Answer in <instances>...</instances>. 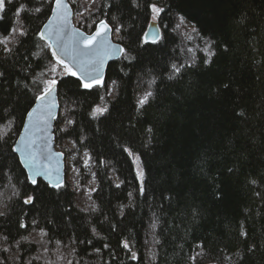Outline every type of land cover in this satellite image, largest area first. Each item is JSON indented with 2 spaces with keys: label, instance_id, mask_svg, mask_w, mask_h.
Here are the masks:
<instances>
[{
  "label": "trees",
  "instance_id": "trees-1",
  "mask_svg": "<svg viewBox=\"0 0 264 264\" xmlns=\"http://www.w3.org/2000/svg\"><path fill=\"white\" fill-rule=\"evenodd\" d=\"M156 1L165 9L157 20L162 39L159 43L145 44L143 48L139 47L140 39L150 19L145 0H137L140 5L138 8L132 7L128 0L97 1V6L101 2L112 4L110 9L105 7L97 13L96 18H109L104 13L116 17L110 22L122 23L123 31L118 33V40L115 41L135 57L134 60H125L122 55L108 64L104 83L107 87H115L116 93L108 102L109 113L105 117L92 120L89 116L90 106L97 104L99 96L106 94L104 88L89 92L80 88L74 77H58L60 83L56 91L59 112L54 122V141L64 153L67 164L79 170L78 179L82 191L89 190L91 182H94L96 191L88 194L89 203L79 201L82 194L74 192L68 180L66 165L67 188L63 190L64 194L52 195V190H46L45 183L40 181L39 189L43 194L35 207L23 205L20 201L11 202L9 217L0 219V231L10 230L16 235L18 220L24 219L31 225V221L35 219L39 222L36 230L30 226L20 232L24 235L31 232V236L35 237L38 229L44 228L53 239L68 242L73 235L80 240L92 238L90 227L96 224L98 231L108 237L114 248L118 237L129 238L134 244L133 250L141 257V260L132 261L123 250L116 248L118 259L115 264H188V256L195 255V245L199 242H203L213 256L220 248L226 247L229 252L234 251L237 244L235 220L241 218L243 208L251 205L254 213H260L254 216L257 238H260V233L264 232V228H261L264 224V208L259 202L252 204L248 199L245 174L264 170V152L248 146L244 158L235 165L239 169L235 175L226 174V167L234 164L235 154L218 153L211 161L210 170L205 169L204 176L196 173L191 162L204 151L219 149L222 144L227 143L234 126L232 108L235 88L245 89V98L248 100L251 99L247 94L249 88L253 92L264 89V83L253 79L254 73L264 72V67H261L264 64V34L258 33L251 45L245 42L243 35L231 36L233 48L229 54H221L208 70L202 65L186 69L182 81L177 83L167 79L171 74L170 65L190 62L189 58L192 56V53L186 51L192 46L183 45L175 29L178 14L182 13L186 21L195 25L205 39L215 37L222 42L233 31L231 18L239 11L240 3L239 0ZM68 2L75 14L76 3L73 4L71 0ZM257 4L259 5V0ZM40 23V20L33 21L32 27ZM194 40L196 43H203L198 37ZM28 46H32V40ZM253 48L256 52H253ZM201 56V53L196 54L197 61ZM253 60L260 61L261 64L254 65ZM47 63V59H43L41 67ZM33 66L35 67V61ZM40 70L38 68L37 72ZM113 80L116 81L115 86L112 85ZM152 80H155L151 87L156 98L146 112L137 113V98ZM229 80L232 81V90H227L220 96L215 95L217 85ZM261 81H264V76ZM35 91L33 88L25 96H20L19 92L14 94L13 99L19 97L20 103L17 116L32 99ZM69 110L76 120L75 130L70 136L56 130L57 125H61V114L68 113ZM138 120H147L156 125L158 139L153 142V147H142L144 138L141 129L146 125L137 123ZM17 124L19 125V120ZM133 124L136 125L134 128ZM4 131L5 129L0 128V135ZM80 138H86L83 144L79 143ZM73 140L77 141L75 146L71 142ZM65 144L68 146H64ZM236 145L237 151H244L241 140L237 139ZM126 147L140 154L145 162L147 191L143 196L138 194V181L132 160L123 150ZM0 152L4 154L0 156V160L7 157V168L14 169L13 176H19L23 180L18 159L11 158L16 155L10 153L7 147L0 149ZM84 152L92 156L88 168L83 166L81 159ZM162 158L171 164L167 172L161 167ZM92 173H96L95 180ZM218 173L221 174L218 176ZM117 183L121 187H115ZM215 184L220 185L223 192L221 200L215 198ZM19 188L21 191L31 190L27 183L19 185ZM161 189L166 193L181 192L182 201L179 204L175 200L171 204L162 202ZM0 191H6L2 185ZM128 193L132 195L129 196ZM93 202L98 209L96 213L81 211L88 209ZM193 204L201 212L200 218L195 221L189 210ZM105 218L106 222L101 227L98 221ZM49 220L54 222L49 223ZM110 224L116 225L115 232L109 227ZM154 238H158L160 243L155 244ZM102 243L93 240L96 247H100ZM36 247L25 245L26 249ZM49 247L53 248L54 245ZM84 249L91 251L92 245L80 244L79 255L75 258L82 257L86 264H103V260L108 259L107 254L103 260L100 257L90 258L84 254ZM62 251L67 255L66 250ZM35 253L36 251L30 252L32 256ZM254 259L256 264H264V252L257 253ZM205 263L217 264V261L206 257L203 261ZM34 264L40 263L34 261Z\"/></svg>",
  "mask_w": 264,
  "mask_h": 264
},
{
  "label": "snow or ice",
  "instance_id": "snow-or-ice-1",
  "mask_svg": "<svg viewBox=\"0 0 264 264\" xmlns=\"http://www.w3.org/2000/svg\"><path fill=\"white\" fill-rule=\"evenodd\" d=\"M132 7L138 8L140 5L137 0H128ZM75 4L76 0H72ZM239 11L231 18L232 29L228 36H225L222 42L217 41L215 37L205 39L200 34V30L193 25L190 34L187 35L189 41H193L198 37L203 42L196 43L194 47L186 49L188 53H192L189 58L190 62L172 63L169 67L170 75L167 79L179 83L183 79L186 69L202 65L205 70L210 69L221 54L227 55L232 51L233 45L231 36L243 35L245 42L249 45L255 40V36L264 34V0H239ZM92 4H97V0H90L88 8L77 5L78 12L75 13L81 17L78 23L81 28L71 26L72 9L68 0H0V128L5 129L3 135H0V149L8 148L10 153L16 156L11 157L17 159L19 164L23 165L20 175L24 176L21 180L19 176H13L14 169H8L5 160H0V185L6 191H0V219H7L10 215V204L13 201H20L23 205L35 207L37 201L43 192L39 189L40 181L38 177L47 179L45 189H51L52 195H63L67 188V184L60 178V168L58 162L63 157V152H54L49 147V142L54 136V132L48 135L50 122L57 119L56 110L59 105L56 102L55 92L57 85L60 83L58 73L62 72L64 76L74 77L78 82V86L84 90L91 92L93 89L104 88L106 94L111 97L116 93L115 87H107L104 83L102 70L105 61L115 52L123 54V59L134 60L128 50L124 47L113 45L108 37L113 32L121 33L123 24H113L116 17L104 13L107 19H97V13L103 8H111L112 4L101 2L96 8H91ZM145 8L150 12L151 24L161 17L165 9L152 0H145ZM259 8V10H257ZM87 14V15H86ZM43 18V19H42ZM40 20L41 23L32 27L33 21ZM175 29L182 26L187 27L185 16L181 13L177 16ZM167 27V25H164ZM195 34V37L192 35ZM160 37L158 32H145L140 39L139 47L143 48L145 44L159 43ZM32 40V46L29 47V41ZM34 49H39L35 51ZM256 52V49H252ZM41 53L44 55L41 56ZM201 53L202 56L197 61L196 54ZM67 57V59H65ZM43 59H47V64L42 65ZM35 61V67L33 62ZM252 63L261 64L260 61L253 60ZM247 67V66H245ZM264 67V64H261ZM41 69L37 72V69ZM264 72L253 74L256 82H262L261 77ZM155 80L149 82L148 87L144 90L136 101L137 113H144L147 107L156 98V93L152 90L151 85ZM112 85H116V81H112ZM36 91L28 104L20 111L19 97L13 99L14 94L19 92L20 96L27 95ZM232 90V81H221L214 89L215 95L220 96L225 91ZM250 100L245 98V89L236 87L234 90V100L232 114L234 117V126L231 130V136L227 138V143L222 144L219 149L211 148L196 157L191 162V166L196 173L204 176L205 169L211 168V161L218 153L224 152L227 155L235 154L234 164L226 167V174L235 175L239 169L235 166L245 156L248 146L252 149H259L264 152V89L260 92H253L252 88L247 90ZM100 101H104V96H99ZM89 116L92 120H99L109 113L107 103L95 104L90 106ZM19 120V125L17 124ZM137 123L144 124L146 127L141 129L144 143L142 147H153V142L157 141V128L154 123L147 120ZM62 125V126H61ZM61 125H57L56 130L66 135H71L76 125L74 114L69 110L68 113L61 114ZM136 125L133 124L134 128ZM39 133V135H37ZM258 134V135H257ZM13 137H16L13 140ZM84 139L80 138L79 143L83 144ZM241 140L244 151H237L236 141ZM73 146L77 141H71ZM128 155L135 156V160L139 162L136 171V179L138 181V194L145 195L146 170L145 162L140 154L133 152L130 148H124ZM0 152V156H3ZM86 157V158H85ZM83 166L90 167L92 156L88 152H84L81 157ZM57 166L53 168V162ZM103 163V161H100ZM161 167L164 171H169L171 164L162 158ZM26 170V173H25ZM76 176L79 177L80 172L74 169ZM221 173H218L219 176ZM96 173H92L95 180ZM247 187L249 189L248 199L252 204L259 202L264 208V170H258L254 173L245 174ZM27 183L31 186V190L24 189L21 191L19 185ZM115 187H121L117 183ZM217 189L215 198L221 200L223 192L220 185L215 184ZM82 191L79 179H76L74 192ZM90 191H96L95 188ZM129 196L132 193H128ZM161 201H167L169 204L175 200L178 204L182 201V193L172 191L166 193L164 189L160 191ZM164 204H161V208ZM123 205H121V210ZM190 215L195 221L200 218V208L196 205L190 206ZM83 212L96 213L98 211L95 202L88 209H81ZM121 214L122 211H121ZM26 216L27 213L25 212ZM260 213H254L251 205L243 208L241 218L235 220L236 224V240L237 244L234 251L229 252L228 249L220 248L216 255H212L203 242L195 245V255L188 256V264H203L206 257L215 259L217 264H256L255 255L264 252V232L260 233L257 238V229L254 226V216ZM252 223H249V222ZM49 223L54 221L49 220ZM106 222L99 220L98 224L102 227ZM38 221L33 219L31 225L24 219L17 221L16 235L10 230L0 231V264H34V261H44V264H59L64 261L65 264H86L79 255L78 246L80 244L92 245L91 251L84 249L83 252L88 257H100L103 260L105 254L108 259L103 260V264H115L118 259L116 248L123 250L128 258L132 261L141 260V257L134 251V244L129 238H117L115 248L105 237L98 231L97 225L92 224L90 227L91 237L86 240H80L74 235L69 237V241L63 239H53L44 228L38 229V238L29 237L32 235H24L21 229L27 230L31 226L33 230L38 227ZM109 227L113 232L116 231V225L110 224ZM155 222H153V228ZM264 228V224L261 225ZM93 240L102 241L100 247L93 244ZM155 244H159L158 238H154ZM25 245H36V248L26 249ZM49 245H54L50 248ZM67 251V255L64 251ZM31 251H36L37 255L32 256ZM55 252L56 260H49L45 254ZM155 255V254H153Z\"/></svg>",
  "mask_w": 264,
  "mask_h": 264
},
{
  "label": "rangeland",
  "instance_id": "rangeland-1",
  "mask_svg": "<svg viewBox=\"0 0 264 264\" xmlns=\"http://www.w3.org/2000/svg\"><path fill=\"white\" fill-rule=\"evenodd\" d=\"M72 1V0H71ZM98 1V0H97ZM152 2H156L157 3V1L156 0H152ZM89 4H90V0H76V13L78 12V8H77V5H80V6H82V7H84V8H88L89 7ZM97 6V4H92L91 5V8H95ZM87 15V14H86ZM151 15V14H150ZM81 19V17L79 16V15H77V14H73V24H74V26L75 27H77V28H79V26H78V21ZM149 21H151V18L149 19ZM178 21H177V18H176V23H177ZM187 22V27L185 28L184 26H182L180 29H176L177 30V32H178V34H179V36L181 37V43L183 44V45H191L192 47H194V45L196 44V41L195 40H193V41H189L188 39H187V35L188 34H190V30H191V28L193 27V25H191L188 21H186ZM82 30V29H81ZM194 37H195V34H192ZM112 39L113 40H118V33H115V32H113L112 33ZM201 45L203 46V43H201ZM123 54H121V56H122ZM120 56V57H121ZM119 57V58H120ZM115 61V60H114ZM62 75H64L62 72H60V73H58V77H60V76H62ZM109 87V86H108ZM102 96H104L105 97V100L104 101H100L99 100V102L97 103V104H104V103H107V105H108V102L110 101V99L112 98V96L111 97H109L107 94H103ZM59 112V111H58ZM55 122V121H54ZM55 142V141H54ZM64 146H68V144H65ZM55 150L56 151H59V152H62V150L57 146V145H55ZM131 158V160H132V164H133V168H134V172H135V175H136V171H137V169H138V164H139V162H137L136 160H135V156H131L130 157ZM70 164H67V174H68V180L70 181V183H71V186H72V188L74 189V187H75V182H76V179H78V177L76 176V172L74 171V169L71 167V166H69ZM66 170V169H65ZM92 184H91V187L89 188V190H84V191H80V193L82 194L81 196V198L79 199V201H82V203H84V202H88L89 203V201H88V194L90 193V189H93L94 188V182H91ZM88 203H87V205H88ZM84 204H86V203H84ZM87 205H85V207L87 206ZM35 237L36 238H38V235H37V233H36V235H35ZM30 239H32L33 238V236H30L29 237ZM35 255H37V252L35 253ZM34 255V256H35ZM54 255V256H53ZM45 256L49 259V260H52V261H55L56 260V254H55V252L54 253H49V254H45ZM40 264H44V261L43 260H41V261H38ZM60 262H64V261H60ZM60 262H59V264H60ZM205 264H214V263H205Z\"/></svg>",
  "mask_w": 264,
  "mask_h": 264
},
{
  "label": "water",
  "instance_id": "water-1",
  "mask_svg": "<svg viewBox=\"0 0 264 264\" xmlns=\"http://www.w3.org/2000/svg\"><path fill=\"white\" fill-rule=\"evenodd\" d=\"M72 12H73V11H72ZM70 22H71V26H72V27L77 28V27H75L74 24H73V16L71 17V21H70ZM151 23H152L151 21L148 23L145 32H147V33L158 32L159 35H160V37H161V31H160L159 26L157 25V22H155L153 26H150ZM82 31H83V30H82ZM145 32H144V33H145ZM143 35H144V34H143ZM108 40L110 41L111 44L116 45V46H118V47H122L121 44H119L118 42H116L115 40L112 39V34L109 35ZM121 54H122V53L115 52L112 56H110L109 59H107V60L105 61L104 68H103V70H102V75H103L104 77H105V73H106V69H107L108 64L111 63V62L114 61V60L119 59V57L121 56ZM65 59H67V57H65ZM55 98H56V102L58 103L57 91L55 92ZM58 105H59V103H58ZM58 111H59V107H58V109L56 110V116L58 115ZM54 121H55V120H53V121L50 122V129H49V133H48V135H51V133H53V130H54ZM37 135H39V133H37ZM49 147H50L54 152H59V151H56V150H55L54 136H52V138H51V140H50V142H49ZM14 154H15V153H14ZM15 155H16V154H15ZM17 159H18V158H17ZM18 162H19V161H18ZM20 166H21V168L23 169V165L20 164ZM56 166H57V164H56V162L54 161V162H53V168H55ZM58 166H59V168H60V178H61L62 180L65 181V158H64V155H63V157L60 158V160H59V162H58ZM25 173H26V170H25ZM37 179H38V180H41V181L44 182L45 184L47 183V179L44 178V177H38Z\"/></svg>",
  "mask_w": 264,
  "mask_h": 264
},
{
  "label": "bare ground",
  "instance_id": "bare-ground-1",
  "mask_svg": "<svg viewBox=\"0 0 264 264\" xmlns=\"http://www.w3.org/2000/svg\"><path fill=\"white\" fill-rule=\"evenodd\" d=\"M150 22V21H149ZM157 22V21H156ZM190 23V22H189ZM191 24V23H190ZM157 25H158V22H157ZM192 25V24H191ZM119 43V42H118ZM120 44V43H119ZM105 78V77H104ZM64 158H65V156H64ZM66 165H67V162H66V159H65V167H66ZM21 167V166H20ZM22 169V168H21ZM65 174H66V170H65ZM39 181H41V180H39ZM44 183V182H43Z\"/></svg>",
  "mask_w": 264,
  "mask_h": 264
}]
</instances>
